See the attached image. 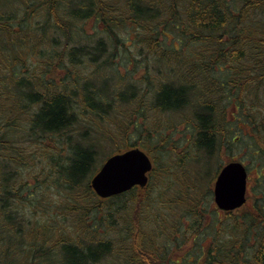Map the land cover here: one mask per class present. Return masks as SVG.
Returning a JSON list of instances; mask_svg holds the SVG:
<instances>
[{
  "label": "trees",
  "instance_id": "16d2710c",
  "mask_svg": "<svg viewBox=\"0 0 264 264\" xmlns=\"http://www.w3.org/2000/svg\"><path fill=\"white\" fill-rule=\"evenodd\" d=\"M121 29L134 35L133 47L119 39ZM169 34L174 40L166 44ZM147 45L153 57L144 55L142 62L175 64L180 83L160 80L151 110L185 115L183 129L175 131L184 134L161 140L155 132L147 187L102 199L90 186L99 168L90 119L104 122L113 111L110 100L133 102L138 89L112 97L111 85L99 88L84 69L97 62L114 69L110 55ZM193 78L203 82L194 86ZM194 97L199 104L190 110ZM222 104L250 128L247 145L264 168V0H0V264H101L117 253L108 235L117 211L129 203L135 212L121 243L124 264H264V197L251 201L250 193L242 208L218 209V233L210 226L199 233L213 191H202L197 181L209 171L200 180L179 179L176 202H165L166 212L183 209L189 227L180 218L168 223L157 217L164 229L149 238L140 214L158 202L149 194L154 179L163 177V188L173 181L166 175L180 147L192 152L179 159L181 168L202 159L207 166L217 152L226 163L236 160L226 155L240 144ZM135 131H128L130 139ZM110 132L105 135L114 153L140 147L129 140L121 149ZM162 143L165 160L157 153ZM156 157L166 162L159 169ZM226 163L218 162V173Z\"/></svg>",
  "mask_w": 264,
  "mask_h": 264
},
{
  "label": "rangeland",
  "instance_id": "374dc122",
  "mask_svg": "<svg viewBox=\"0 0 264 264\" xmlns=\"http://www.w3.org/2000/svg\"><path fill=\"white\" fill-rule=\"evenodd\" d=\"M119 39L122 42H125L128 45H131L133 47L135 40L134 35L129 34L124 29H121V32L119 31ZM174 40L173 35L169 34L165 38L166 44L172 43ZM141 49V48H140ZM151 49V48H150ZM149 46L147 45V48L141 49V52H138V49L134 48H127L126 51L121 49V52L116 53V55H110V62L111 58L114 60V63H112V66H116V68L112 69L109 68L110 66L108 64H105L104 62H97L96 64H88L87 67L84 69L86 72V76L90 78L91 81L95 82L96 84L101 85V87H104L106 83L111 85L110 91L113 93L111 94L112 97L114 94L120 90H125L126 93L132 92L134 89H138L137 91V99L133 102H117L110 100L111 105H113V111L109 115L108 119L98 120V119H90V122L92 123V126H94V130L92 134H95V140L96 148L98 150V160H99V167L101 164L109 158L114 153V148L109 142L110 140L105 135L106 131H111L113 134V138L115 141H119L120 148L123 149L126 147L127 141L131 140L136 144H140V148L149 151L150 146L153 148H156V140H154L155 136H158L157 131H160L163 135L161 140H166L169 135H172L174 133V136L176 138H179L182 134L176 133L178 130L183 129V123L186 119L184 118L185 115H177L176 113H168L166 115H158L156 116V112L154 110H151V103L154 99V88L159 84L160 80L164 82H174V84L178 85L179 79L175 77V71L177 70V66L172 63L167 62H154L151 60L149 64L147 65L146 61H144L143 58H145L144 55L147 56L146 59H151L153 57L152 55L146 54L149 50ZM140 51V50H139ZM166 54V53H165ZM171 55V54H169ZM136 57L138 60V64L129 61L130 59H127V57ZM168 56V55H167ZM170 57V56H169ZM107 58V57H106ZM105 58V59H106ZM198 60V59H195ZM133 61V58H132ZM224 63V62H223ZM198 63L195 61L193 65H197ZM222 64V63H221ZM186 65V63H184ZM219 66V65H218ZM229 66V65H226ZM146 69V70H145ZM193 69H197L194 67ZM145 71V72H144ZM143 72L145 74H143ZM148 78V80L146 78ZM206 80V79H205ZM201 81L203 82L202 78H193V85L197 86L201 84ZM178 82V83H177ZM104 84V85H103ZM99 86V88H101ZM144 98V100H141V98ZM111 98V97H110ZM139 99V101H137ZM218 100V99H216ZM143 101V102H142ZM218 103V102H217ZM198 102V98L194 97L191 101V104L189 105L190 110L196 108ZM222 108L226 111L227 115V122L229 125H232V138L236 139V142L240 144L239 147L232 148L231 151H229L226 155L227 157L231 156V158L240 159L241 162L244 163L246 166L249 174V187H250V193H253V198H251V201H253L257 196L262 198L264 197V168L261 166L260 163H257L256 160L252 159V151L250 150V147H248L246 139L249 137L250 128H246L244 125H242L240 122H238L234 117L236 116L235 110L226 106V104L221 105ZM188 108V109H189ZM194 112V110L192 111ZM160 117L159 119H157ZM101 122V123H100ZM169 126L171 129H169ZM132 129H136L134 133L131 134V139L129 137V132ZM148 130L147 133H149L150 140L145 141V134H147L145 131ZM152 132H151V131ZM176 131V132H175ZM110 132V133H111ZM151 133V134H150ZM153 134V136H152ZM167 134V135H166ZM98 135L101 140L97 138ZM166 135V137H165ZM181 141V140H179ZM241 141V142H239ZM160 150L157 152L161 156L163 155L166 157L169 154L165 152L166 150H163V143L160 144ZM119 149L116 148L115 151H118ZM163 150V151H162ZM189 151L192 155L191 148L190 147H180L178 151L174 152L177 153L172 159L169 161V171L166 175V177L169 179H173L171 182L170 180H166V185L163 188L164 182L162 180L163 177L158 175L154 179L152 183H154L153 189L149 192V194L152 195V198L157 199V203L154 204L151 209L149 210H143L140 214H144L147 224L145 226V232L147 235L152 237L157 231L163 230L162 224L163 222H154L157 217H161L163 220L164 218H169L167 222H173L174 220H178L179 218L184 223L185 227H189L191 224V218L187 216V214L182 215L181 213L183 211L180 207L171 206L167 209V212L165 210L166 203L173 204L176 201V193L180 192L182 190L181 188V182L179 179H188V175H190L192 178L195 177L197 179H201L200 174L205 176L207 172L209 171L208 175L205 176V179H201V181L198 182V186L202 191H205L206 189H209L213 191L214 182L217 177L218 173V162L226 163L225 159L226 157L218 156L215 153V157L212 158V161L209 163V165L205 166V161L197 160L196 163L189 162L187 166L181 168V165L179 164V159L183 157L184 152ZM180 152V153H179ZM222 153V152H221ZM179 154V155H178ZM157 159V168L159 169L160 166H162L163 159H160L159 157H156ZM196 158V156H195ZM152 159L154 160V154L152 155ZM165 160V159H164ZM155 163V162H154ZM166 163V162H165ZM164 163V164H165ZM261 168H260V167ZM194 178V179H195ZM260 184V185H259ZM162 185V186H161ZM256 185L259 186V189L256 187ZM61 187V186H59ZM256 188L258 191H256ZM261 188V190H260ZM162 189V190H161ZM54 191V199H59V192L56 189H53ZM161 190V191H160ZM255 194V196H254ZM252 196V195H251ZM256 201H259V199H255ZM213 194L207 198V200L204 202L203 205H205L204 210V219L202 221L204 222V225H202L199 228V233L203 231V226H210L209 230L211 234L214 235L218 233L219 227L216 228V220L218 217L220 218V213H218V210L216 211L214 208H216V205L213 204ZM186 207V206H184ZM213 207V208H212ZM128 209V210H127ZM121 212V213H120ZM135 212V210H134ZM134 212H132V206H129L126 209H120L116 213V218L118 220L117 225L114 230L110 232L108 235L109 238H112L115 243V250H117V253L114 254L115 256L113 258L108 259L107 261H104L101 264H124L125 255H123L125 252L124 245H121V243L124 241V235L126 233V229L130 224V218L133 221L134 218ZM213 212H215L213 214ZM158 219V218H157ZM218 221V220H217ZM167 222L165 224H167ZM175 223V222H173ZM188 224V225H187ZM208 224V225H207ZM206 230V229H205ZM103 233V232H101ZM191 233H189V236ZM206 236V235H205ZM210 236V235H209ZM191 237V236H190ZM205 239V238H204ZM192 239H187L186 248H193L194 245H192ZM253 243V242H252ZM238 244V243H237ZM192 246V247H191ZM123 247V249H122ZM178 254L175 256L177 257Z\"/></svg>",
  "mask_w": 264,
  "mask_h": 264
},
{
  "label": "water",
  "instance_id": "95a60500",
  "mask_svg": "<svg viewBox=\"0 0 264 264\" xmlns=\"http://www.w3.org/2000/svg\"><path fill=\"white\" fill-rule=\"evenodd\" d=\"M135 157L128 162L127 157ZM153 163L140 148L129 149L110 156L92 177L90 185L101 198L125 193L135 186L146 187ZM248 172L240 161H231L218 174L214 185V199L218 208L232 211L247 201Z\"/></svg>",
  "mask_w": 264,
  "mask_h": 264
},
{
  "label": "snow or ice",
  "instance_id": "6c2138e0",
  "mask_svg": "<svg viewBox=\"0 0 264 264\" xmlns=\"http://www.w3.org/2000/svg\"><path fill=\"white\" fill-rule=\"evenodd\" d=\"M126 160H127L128 162H135V157H134V156H132V157H127Z\"/></svg>",
  "mask_w": 264,
  "mask_h": 264
},
{
  "label": "flooded vegetation",
  "instance_id": "af4514ba",
  "mask_svg": "<svg viewBox=\"0 0 264 264\" xmlns=\"http://www.w3.org/2000/svg\"><path fill=\"white\" fill-rule=\"evenodd\" d=\"M217 177H218V173H217Z\"/></svg>",
  "mask_w": 264,
  "mask_h": 264
}]
</instances>
